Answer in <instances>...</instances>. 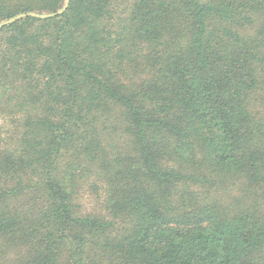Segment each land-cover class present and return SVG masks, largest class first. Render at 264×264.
<instances>
[{
    "label": "trees",
    "instance_id": "16d2710c",
    "mask_svg": "<svg viewBox=\"0 0 264 264\" xmlns=\"http://www.w3.org/2000/svg\"><path fill=\"white\" fill-rule=\"evenodd\" d=\"M0 264H264V0L0 29Z\"/></svg>",
    "mask_w": 264,
    "mask_h": 264
},
{
    "label": "water",
    "instance_id": "95a60500",
    "mask_svg": "<svg viewBox=\"0 0 264 264\" xmlns=\"http://www.w3.org/2000/svg\"><path fill=\"white\" fill-rule=\"evenodd\" d=\"M71 0H66L64 6L62 7V9H60L57 12L54 13H48V14H38V13H23V14H19L7 21H4L2 23H0V29H3L11 24H14L16 22H19L23 19H26L28 17H32V18H41V19H52V18H56L58 16L63 15L64 13H66L69 9Z\"/></svg>",
    "mask_w": 264,
    "mask_h": 264
}]
</instances>
